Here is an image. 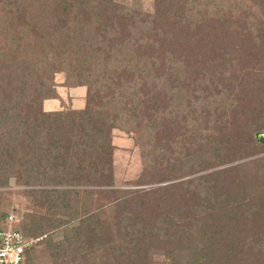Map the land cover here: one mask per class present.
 <instances>
[{
  "label": "trees",
  "instance_id": "obj_1",
  "mask_svg": "<svg viewBox=\"0 0 264 264\" xmlns=\"http://www.w3.org/2000/svg\"><path fill=\"white\" fill-rule=\"evenodd\" d=\"M252 2L264 13V0ZM221 6L153 0L143 13L111 0H0V188L25 187L16 194L26 203L0 212V230L13 214L34 240L20 264H40L36 246L44 264H149L156 252L166 264H264V141L255 137L264 69L238 77L230 57L242 45ZM248 40L244 59L264 68ZM57 72L85 88L80 109H42L60 98ZM112 129L141 149L135 183L158 185L67 188L113 185ZM99 192L112 196L114 220L90 213L73 223L76 194Z\"/></svg>",
  "mask_w": 264,
  "mask_h": 264
},
{
  "label": "rangeland",
  "instance_id": "obj_2",
  "mask_svg": "<svg viewBox=\"0 0 264 264\" xmlns=\"http://www.w3.org/2000/svg\"><path fill=\"white\" fill-rule=\"evenodd\" d=\"M111 1L119 7L128 8L129 10L133 9L137 12L151 13L153 11V0H111ZM214 1L220 2V4L222 5L221 8L223 9L224 14L226 13L225 18L226 21H228L227 27L232 28L231 30L234 32L233 33L232 31H229V33L232 32L231 34L233 35L230 36V40H234V36L237 34L235 40L241 41V43L238 44V45H242L240 49V54L236 55L235 52V56L230 57L231 60H234L237 63L234 71H238L239 74L238 77H239L241 76L244 70L246 71L250 68V71H255L257 77H259L261 75V70L264 69L263 66H261L259 61H256L254 68H251L250 63H247L248 59L247 58L244 59V56L246 54L245 50H247V47H249V49L251 47L248 37L254 43L253 52L255 54V57L260 58L261 55L264 56V13H262L261 10L263 3L258 4L257 2H252V0H214ZM211 8L212 7L210 6V9ZM208 14H206L204 17L202 16L201 19H204L203 20V25L205 26L204 30L211 34L212 28L211 25H208L209 23H211V17H208ZM212 15L214 16V18L215 17L217 18L215 13H212ZM215 39H217V37H215ZM232 43L233 42H230L229 44L232 45ZM231 45L230 47H224L225 50L227 48L228 49L230 48L228 50V53L232 48ZM249 49L247 51H249ZM243 50L245 52L242 53L241 51ZM221 54H223V52ZM263 56H261V59L264 62ZM240 80L248 82L247 76H245L243 79ZM53 82H54V89L56 90L60 98L49 99L52 100L50 102H47L48 101L47 99L44 100L42 103L43 110L45 111L59 110L61 108L80 109L82 106H84L83 100H84L85 88L83 86L81 87L78 86L77 88L69 89L66 85H64V74L62 72L60 73L57 72L53 75ZM259 96L257 97L258 101L264 99V93H261ZM224 121L225 123H228L227 116H225ZM111 135H112L111 143L113 145L112 165H111L113 185L112 186L80 185V186H73L67 188L70 189L73 188L74 190L97 189L102 191L106 189H121L124 191L125 190L131 191L138 189H148L158 185L157 183H149V184H144L142 182L138 184L135 183V181L139 180L140 175H142V160L140 156L141 149L138 145H136L133 142L132 133L126 134L121 130L112 129ZM153 146H154L153 152L157 151L159 147L157 145H153ZM167 182H171V181H167ZM167 182H163V183L165 184ZM36 187L38 186H34L30 188H36ZM22 188L25 187L15 186L11 179L9 180L7 186L0 188V212L13 213L12 209L15 208L16 209L18 208L19 212L24 211L23 209L25 208L23 207V205L26 203L23 202L22 204H20L19 202L22 201V198L19 196V194H16V192L18 190H21ZM76 195H77V198L75 200L76 208L74 210L72 209L69 211L70 217H72L74 220L73 223H76L78 221V218L82 219L83 217H85L90 213H97L99 220L105 219L108 222L113 221L114 216L118 214L115 213V206L108 208L109 206L114 204V203H109L112 197L109 194L99 192L89 198L81 193H77ZM99 205H101L100 208L97 207ZM32 206L29 207V210H31ZM82 208L84 210H82ZM32 209H34L35 211L39 209L40 211L43 212V208L37 205L35 207H32ZM85 210L86 212L83 213V211ZM11 215L13 216V214ZM16 217L18 218V216ZM12 220H13V225L15 226L16 224L15 216H13ZM66 227L67 229L64 230V232H67L69 230V227L68 226ZM188 230L192 232L193 229L188 228ZM62 234L63 231L58 232L54 236V239L55 240L60 239ZM42 248L43 246H38V247L36 246L35 249L33 250L34 256L36 257V261L38 260L40 264H44L48 261L47 257H45V255L42 254L44 251V249L43 251L41 250ZM102 248L103 247L99 248L98 251H100ZM91 260L94 261L93 259ZM165 262H166L165 255L161 254L160 252L153 253L150 256L149 264H166ZM93 264H95V262Z\"/></svg>",
  "mask_w": 264,
  "mask_h": 264
},
{
  "label": "built area",
  "instance_id": "obj_3",
  "mask_svg": "<svg viewBox=\"0 0 264 264\" xmlns=\"http://www.w3.org/2000/svg\"><path fill=\"white\" fill-rule=\"evenodd\" d=\"M13 216L8 215L7 227L0 230V264H20L24 252L34 240H28L15 229Z\"/></svg>",
  "mask_w": 264,
  "mask_h": 264
},
{
  "label": "water",
  "instance_id": "obj_4",
  "mask_svg": "<svg viewBox=\"0 0 264 264\" xmlns=\"http://www.w3.org/2000/svg\"><path fill=\"white\" fill-rule=\"evenodd\" d=\"M255 137H256V139L257 140H259V141H264V134H255Z\"/></svg>",
  "mask_w": 264,
  "mask_h": 264
},
{
  "label": "crops",
  "instance_id": "obj_5",
  "mask_svg": "<svg viewBox=\"0 0 264 264\" xmlns=\"http://www.w3.org/2000/svg\"><path fill=\"white\" fill-rule=\"evenodd\" d=\"M74 88H77V87H74ZM74 88H69V89H74ZM81 92V91H80ZM50 101H52V100H48L47 102H50ZM47 110V109H46Z\"/></svg>",
  "mask_w": 264,
  "mask_h": 264
}]
</instances>
